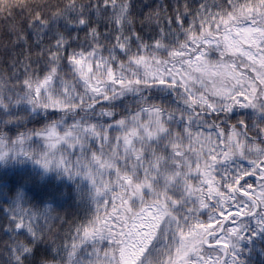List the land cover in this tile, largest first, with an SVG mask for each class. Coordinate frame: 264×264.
<instances>
[{
    "label": "snow or ice",
    "instance_id": "obj_1",
    "mask_svg": "<svg viewBox=\"0 0 264 264\" xmlns=\"http://www.w3.org/2000/svg\"><path fill=\"white\" fill-rule=\"evenodd\" d=\"M44 9L8 28L0 108L26 101L57 119L14 138L0 123V158L19 151L87 177L94 208L62 235L49 211L9 208L0 264H37L41 241L64 264L89 243L86 264H243L244 221L264 229V119L237 110L264 117V0ZM12 11L0 0V15ZM33 135L46 147L28 150Z\"/></svg>",
    "mask_w": 264,
    "mask_h": 264
},
{
    "label": "trees",
    "instance_id": "obj_2",
    "mask_svg": "<svg viewBox=\"0 0 264 264\" xmlns=\"http://www.w3.org/2000/svg\"><path fill=\"white\" fill-rule=\"evenodd\" d=\"M52 2L53 0H10L13 5L11 15L7 13L0 15V78H3V73L7 71L6 61L11 51L9 26H22V14L27 15L28 12H35L37 9L43 12L44 6ZM50 111L42 108L33 109L25 101L14 104L6 110L0 108V123H3L4 132L14 138L16 133L26 128H39L47 121L57 119L49 115ZM9 116L18 119L8 120ZM26 147L35 152L42 150L46 145L42 137L33 135L29 138ZM31 191H35L37 197L48 201L52 206L50 211L52 227L54 230L59 229L58 235H62L63 225L68 220L86 219L94 208L93 187L87 177L79 174L65 175L60 168L55 167L45 169L34 157L25 156L19 151H8L4 158H0V223L6 222L8 217L6 208L10 202L15 201L20 195L27 197ZM0 239H6V234L0 232ZM256 243L258 247L246 253L241 259L243 264H264V241L257 240ZM91 247L90 243L81 246L72 257L73 264L81 260L87 262L91 257ZM61 252V255H57L46 242L41 241L37 264L42 258H54L64 264L68 260V255L66 251L61 250ZM2 255L3 252L0 251V257Z\"/></svg>",
    "mask_w": 264,
    "mask_h": 264
},
{
    "label": "rangeland",
    "instance_id": "obj_3",
    "mask_svg": "<svg viewBox=\"0 0 264 264\" xmlns=\"http://www.w3.org/2000/svg\"><path fill=\"white\" fill-rule=\"evenodd\" d=\"M237 112H240L242 114V117L243 118H249L251 119L252 121H259L261 119H264V117H261L260 116V113L259 111L257 110L255 113L253 112L252 109L250 108H246V109H238ZM20 206L24 209H31V210H37V209H45L47 211H50V207L49 206H42L40 205V203L38 202H34V201H25V202H21L20 203ZM9 208H13V204L11 203ZM9 212V211H8ZM255 223L251 224V223H246L245 224V230H248V229H253L252 231V234L255 238H259V239H264V229L260 228L258 225H257V218L255 219ZM245 243L244 241V238H243V235L242 236H239L237 237L235 240H234V246H233V251H235L236 255H238V251L239 249L241 248V246ZM83 264H86V262H83Z\"/></svg>",
    "mask_w": 264,
    "mask_h": 264
}]
</instances>
